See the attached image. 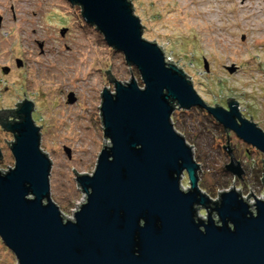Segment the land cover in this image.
Segmentation results:
<instances>
[{"label": "water", "instance_id": "95a60500", "mask_svg": "<svg viewBox=\"0 0 264 264\" xmlns=\"http://www.w3.org/2000/svg\"><path fill=\"white\" fill-rule=\"evenodd\" d=\"M66 1L136 70L141 87L131 75L121 84L103 71L113 83L97 107L108 145H101L91 175L71 169L85 196L73 216L49 198L50 162L39 149L32 104L23 99L16 109H0V126L14 139L3 140L13 167L0 172V242L16 264H264V200L249 193L248 205L233 187L215 201L200 193L198 165L170 117L175 108H201L263 156L264 134L239 117L231 98L227 111L205 105L189 77L141 38L128 0ZM224 170L242 174L233 159Z\"/></svg>", "mask_w": 264, "mask_h": 264}, {"label": "rangeland", "instance_id": "374dc122", "mask_svg": "<svg viewBox=\"0 0 264 264\" xmlns=\"http://www.w3.org/2000/svg\"><path fill=\"white\" fill-rule=\"evenodd\" d=\"M128 1L142 26L141 38L154 42L164 61L189 77L205 105L227 111L231 98L239 117L264 134V0ZM107 70L114 81L125 84L131 75L141 87L136 70L83 22L78 7L66 0H0V109H16L23 99L32 104L39 149L50 162L49 198L60 213L73 216L85 198L71 169L91 175L101 145H108L97 108L102 89L113 92ZM170 119L198 165L200 193L215 201L217 193L233 187L242 200L249 193L264 200V156L256 148L224 132L201 108H175ZM3 140L14 141L0 127L5 173L13 158ZM226 147L239 163V178L224 170ZM179 183L189 189L185 173ZM245 201L254 203L251 196ZM205 214L198 208L200 217ZM0 264H16L1 242Z\"/></svg>", "mask_w": 264, "mask_h": 264}, {"label": "flooded vegetation", "instance_id": "af4514ba", "mask_svg": "<svg viewBox=\"0 0 264 264\" xmlns=\"http://www.w3.org/2000/svg\"><path fill=\"white\" fill-rule=\"evenodd\" d=\"M1 127V126H0ZM1 129H2V127H1ZM225 151H226V154L228 155V157H229V162H230V160L231 159H233L235 162H236V160L233 158V156L231 155V150L228 148V147H226L225 148ZM238 163V162H237ZM239 164V163H238Z\"/></svg>", "mask_w": 264, "mask_h": 264}, {"label": "trees", "instance_id": "16d2710c", "mask_svg": "<svg viewBox=\"0 0 264 264\" xmlns=\"http://www.w3.org/2000/svg\"><path fill=\"white\" fill-rule=\"evenodd\" d=\"M74 6H76V5H74ZM76 7H78V6H76ZM79 8V7H78ZM79 10H80V8H79Z\"/></svg>", "mask_w": 264, "mask_h": 264}]
</instances>
